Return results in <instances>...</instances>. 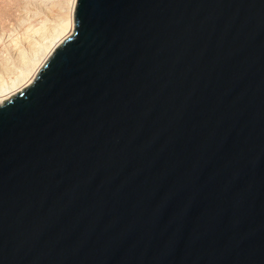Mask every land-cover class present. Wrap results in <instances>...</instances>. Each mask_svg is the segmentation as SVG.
<instances>
[{"label": "water", "instance_id": "obj_1", "mask_svg": "<svg viewBox=\"0 0 264 264\" xmlns=\"http://www.w3.org/2000/svg\"><path fill=\"white\" fill-rule=\"evenodd\" d=\"M0 105V264H264V0H77Z\"/></svg>", "mask_w": 264, "mask_h": 264}, {"label": "bare ground", "instance_id": "obj_2", "mask_svg": "<svg viewBox=\"0 0 264 264\" xmlns=\"http://www.w3.org/2000/svg\"><path fill=\"white\" fill-rule=\"evenodd\" d=\"M76 5L77 0H73L68 17L57 25L49 27L48 22H44L37 29H27L26 37L8 42L3 49L4 56L0 55V105L31 86L54 51L73 34ZM13 49L17 51L16 56L10 54Z\"/></svg>", "mask_w": 264, "mask_h": 264}, {"label": "rangeland", "instance_id": "obj_3", "mask_svg": "<svg viewBox=\"0 0 264 264\" xmlns=\"http://www.w3.org/2000/svg\"><path fill=\"white\" fill-rule=\"evenodd\" d=\"M73 0H0V55L12 39L26 37L27 29H37L42 23L53 27L66 19ZM48 17V18H47ZM44 20V21H43ZM48 20V21H47ZM10 36H14L11 39ZM7 39V40H6ZM9 42V43H8ZM17 55L13 49L10 54ZM16 53V54H15Z\"/></svg>", "mask_w": 264, "mask_h": 264}]
</instances>
